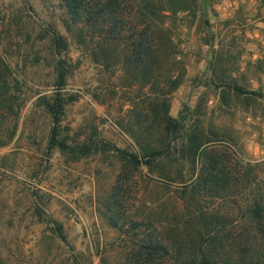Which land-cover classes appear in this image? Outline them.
<instances>
[{
  "label": "rangeland",
  "instance_id": "374dc122",
  "mask_svg": "<svg viewBox=\"0 0 264 264\" xmlns=\"http://www.w3.org/2000/svg\"><path fill=\"white\" fill-rule=\"evenodd\" d=\"M61 3L0 0V64L9 68L13 97L0 110V264H165L147 263L140 247L151 220L165 239L193 231L175 186L152 181L147 167L136 169L101 143L142 154L151 123L144 117L164 98L172 117L210 133V145L235 162L264 164V0H196L195 13L169 14L177 55L161 61L155 86L126 61L125 45L110 48L81 32ZM53 27L70 45L62 94L72 100L62 130L70 144L99 145L88 157L49 146L53 123L42 99L57 90ZM170 73L182 79L172 92ZM198 166L170 162L161 172L177 177Z\"/></svg>",
  "mask_w": 264,
  "mask_h": 264
},
{
  "label": "trees",
  "instance_id": "16d2710c",
  "mask_svg": "<svg viewBox=\"0 0 264 264\" xmlns=\"http://www.w3.org/2000/svg\"><path fill=\"white\" fill-rule=\"evenodd\" d=\"M61 2L70 24L81 27V32L84 29L90 31L110 48L125 45L128 50L126 61L145 77L146 84L152 86L159 81V72L163 68L161 61L177 55L169 38L166 19L169 14L195 13L197 7L196 0ZM65 24L69 29V22L65 21ZM48 34L58 56L54 66L57 90L54 95L42 99L53 123L49 146L77 158L88 157L98 152L99 145L70 144L61 126L65 108L72 100L62 94L70 75V66L62 56L69 51L70 45L67 37L56 28ZM168 77L167 85L172 92L180 86L182 79L181 76L173 79L171 73ZM9 79V68H2L0 64V110L12 105V95L7 96ZM220 87L239 95L247 93L234 84L223 83ZM163 100L152 102V114L144 117L151 123L146 128L145 143L148 145L142 154L130 153L109 142L101 143L105 151L117 152L136 169L147 167L152 181L165 183L170 188L174 185L186 207L182 214H186L184 221L188 220L184 223L186 226L194 224L191 234L178 235L171 240L159 236L160 230L151 220L146 228L147 237L140 247L147 254V263L158 258L165 264H264V164L245 160L235 162L224 151L210 145V133L199 126L188 127L182 115L172 117L170 104ZM170 162L175 165L188 162L193 167H200L197 172L194 168L188 175L172 177L161 172ZM237 200L242 203H237L236 210L228 211L226 207L236 204ZM191 218L194 222L190 223ZM198 223L202 227H198ZM57 229L63 238L62 227ZM74 264L81 263L76 261Z\"/></svg>",
  "mask_w": 264,
  "mask_h": 264
}]
</instances>
